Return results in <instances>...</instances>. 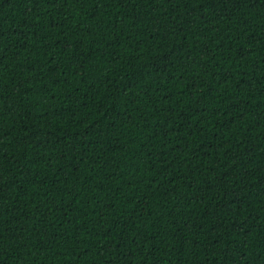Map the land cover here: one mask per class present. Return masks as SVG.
Listing matches in <instances>:
<instances>
[{
    "label": "trees",
    "instance_id": "16d2710c",
    "mask_svg": "<svg viewBox=\"0 0 264 264\" xmlns=\"http://www.w3.org/2000/svg\"><path fill=\"white\" fill-rule=\"evenodd\" d=\"M0 264H264V0H0Z\"/></svg>",
    "mask_w": 264,
    "mask_h": 264
}]
</instances>
